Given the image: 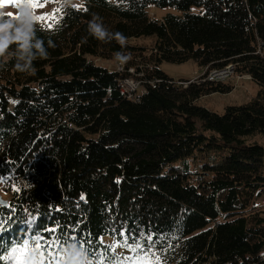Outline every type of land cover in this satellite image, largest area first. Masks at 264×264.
<instances>
[{
  "label": "trees",
  "instance_id": "trees-1",
  "mask_svg": "<svg viewBox=\"0 0 264 264\" xmlns=\"http://www.w3.org/2000/svg\"><path fill=\"white\" fill-rule=\"evenodd\" d=\"M31 2L55 7L35 33L47 58L18 72L12 43L0 63V264L25 241L42 264L77 251L85 264H122L114 243L160 264H264V0ZM150 6L181 15L155 20ZM93 16L123 34V49L88 35ZM143 37L148 49L128 43ZM118 51L143 75L138 103L93 62ZM188 61L206 74L231 65L229 80L261 90L217 114L199 101L231 83L183 87L160 69Z\"/></svg>",
  "mask_w": 264,
  "mask_h": 264
},
{
  "label": "rangeland",
  "instance_id": "rangeland-1",
  "mask_svg": "<svg viewBox=\"0 0 264 264\" xmlns=\"http://www.w3.org/2000/svg\"><path fill=\"white\" fill-rule=\"evenodd\" d=\"M18 0H0V10L6 11L7 16H12L14 14V6ZM47 3V2H45ZM72 4L76 8H80L83 5V0H72ZM42 6L35 7V11L37 17H44L46 14L51 12L55 4L54 3H47L41 4ZM150 16L155 20H162L166 15H174L180 16L181 11L176 7H168L164 9L157 8L155 6H150L148 10ZM192 12L196 13V9H192ZM44 19H37L36 24H42ZM153 42V38H134L130 39L128 43L131 46L137 48H146L148 49ZM93 62L100 67H107L108 65H117L115 60L111 61H103V60H93ZM127 64V63H126ZM124 64L123 66H127ZM134 67L133 65H130ZM160 69L164 72L169 78L173 79L174 81L183 80V81H192L199 78L203 71L201 68L194 62L188 61L181 64H173L163 62L160 64ZM226 83H231L233 85V90L229 94H213L207 96L199 101V105L215 112L217 114H221L224 110V107L231 106V105H241L249 101L251 98L256 96V94L261 90V87L256 83L250 81L248 76H242L232 78L231 80L225 81ZM224 82V83H225ZM0 196L5 200L7 196L3 195L2 190L0 189ZM258 201L264 204V195H262ZM102 242L104 243H111L112 239L109 237H103ZM116 253L122 259V264H160V257L156 254L154 258L150 259L149 256L143 258H134L133 255L136 253V249L131 253L122 249L118 244L114 243L111 244ZM18 247V246H17ZM30 249V248H29ZM137 254V253H136ZM37 255L30 249L27 254V264H33V261L36 260ZM53 264H58L57 262L52 261ZM7 264H11L10 261H7Z\"/></svg>",
  "mask_w": 264,
  "mask_h": 264
},
{
  "label": "clouds",
  "instance_id": "clouds-1",
  "mask_svg": "<svg viewBox=\"0 0 264 264\" xmlns=\"http://www.w3.org/2000/svg\"><path fill=\"white\" fill-rule=\"evenodd\" d=\"M61 4L65 7L74 6L72 0H61ZM37 14L35 8L32 7L31 0H18L14 6V14L7 16L6 11L0 10V63H6L7 51L9 45L16 43L18 51L16 55L15 70L21 73H29L33 71V60L38 58H47L49 53L45 50L43 41L35 38L37 29L36 19ZM88 35L102 43H109L116 40L123 49L125 47L126 38L122 33L111 32L106 28L102 19L98 16L88 22ZM35 39V42L32 41ZM35 49V54L32 52ZM131 59L130 54H125L118 51L115 54L114 60L118 66H123ZM80 252L66 259L65 264H85L79 260Z\"/></svg>",
  "mask_w": 264,
  "mask_h": 264
},
{
  "label": "built area",
  "instance_id": "built-area-1",
  "mask_svg": "<svg viewBox=\"0 0 264 264\" xmlns=\"http://www.w3.org/2000/svg\"><path fill=\"white\" fill-rule=\"evenodd\" d=\"M107 69L109 71H113L115 73H118L120 75L126 76L127 79L123 81L122 88H121V93L122 95L134 102L138 103L140 100V97L145 94L146 88L144 85V80H143V75L141 72H138L136 70V67H126V66H116V65H108ZM129 74V76L127 75ZM233 74V67L231 65L225 67L224 69L221 70H213L209 73L206 74L204 72L199 78L192 80V81H187V82H180L177 83L178 85H182L183 87H187L189 84L194 83V82H200V80H209L210 78H217V82H225L231 78V75ZM204 76L203 79L201 77ZM250 79V78H249ZM157 81H151L149 84L154 87L155 83Z\"/></svg>",
  "mask_w": 264,
  "mask_h": 264
},
{
  "label": "snow or ice",
  "instance_id": "snow-or-ice-1",
  "mask_svg": "<svg viewBox=\"0 0 264 264\" xmlns=\"http://www.w3.org/2000/svg\"><path fill=\"white\" fill-rule=\"evenodd\" d=\"M15 6V5H13ZM38 6H42V5H39L38 3L36 2H33L32 3V7H38ZM36 19H44V17H36ZM5 229H2L0 228V231H3ZM54 231V230H53ZM146 239L150 240L151 241V237H146ZM38 245V242H34ZM137 244V247L139 248L140 245L138 242H136ZM125 246H127V243L125 241ZM48 247H51V246H48ZM29 244L27 241L24 242L23 245L21 246H18V247H12L10 250H9V253H8V256L7 257H4V259L6 261H10L11 264H27V254L29 252ZM38 254L41 252V249L37 246L35 249H34ZM42 261H43V256L42 255H38L36 260L33 261V264H42ZM101 264H103V262L101 261Z\"/></svg>",
  "mask_w": 264,
  "mask_h": 264
},
{
  "label": "bare ground",
  "instance_id": "bare-ground-1",
  "mask_svg": "<svg viewBox=\"0 0 264 264\" xmlns=\"http://www.w3.org/2000/svg\"><path fill=\"white\" fill-rule=\"evenodd\" d=\"M126 79H127L126 76H123V75H120V76H119L118 84H119L120 92H121V88H122V85H121V84H122L123 81L126 80ZM209 80H210V81H213V80H217V78H210Z\"/></svg>",
  "mask_w": 264,
  "mask_h": 264
},
{
  "label": "water",
  "instance_id": "water-1",
  "mask_svg": "<svg viewBox=\"0 0 264 264\" xmlns=\"http://www.w3.org/2000/svg\"><path fill=\"white\" fill-rule=\"evenodd\" d=\"M7 204V201L6 200H3L1 197H0V205H6Z\"/></svg>",
  "mask_w": 264,
  "mask_h": 264
}]
</instances>
